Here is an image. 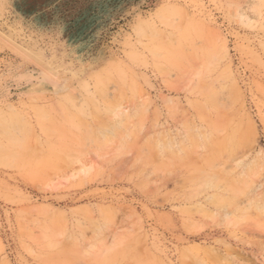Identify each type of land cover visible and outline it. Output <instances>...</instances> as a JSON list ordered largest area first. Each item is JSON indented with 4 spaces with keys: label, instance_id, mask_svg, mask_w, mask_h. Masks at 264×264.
Instances as JSON below:
<instances>
[{
    "label": "rangeland",
    "instance_id": "rangeland-1",
    "mask_svg": "<svg viewBox=\"0 0 264 264\" xmlns=\"http://www.w3.org/2000/svg\"><path fill=\"white\" fill-rule=\"evenodd\" d=\"M0 264H264V0H0Z\"/></svg>",
    "mask_w": 264,
    "mask_h": 264
},
{
    "label": "bare ground",
    "instance_id": "bare-ground-1",
    "mask_svg": "<svg viewBox=\"0 0 264 264\" xmlns=\"http://www.w3.org/2000/svg\"><path fill=\"white\" fill-rule=\"evenodd\" d=\"M3 18V17H2ZM13 45V44H12ZM78 76V75H77ZM65 78V77H64ZM110 130V129H109Z\"/></svg>",
    "mask_w": 264,
    "mask_h": 264
}]
</instances>
